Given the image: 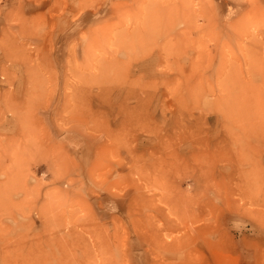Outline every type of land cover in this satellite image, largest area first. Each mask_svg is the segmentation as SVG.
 Returning <instances> with one entry per match:
<instances>
[{"label": "rangeland", "instance_id": "1", "mask_svg": "<svg viewBox=\"0 0 264 264\" xmlns=\"http://www.w3.org/2000/svg\"><path fill=\"white\" fill-rule=\"evenodd\" d=\"M0 184L40 264L91 230L106 264H264V0H0Z\"/></svg>", "mask_w": 264, "mask_h": 264}, {"label": "bare ground", "instance_id": "2", "mask_svg": "<svg viewBox=\"0 0 264 264\" xmlns=\"http://www.w3.org/2000/svg\"><path fill=\"white\" fill-rule=\"evenodd\" d=\"M166 15H167V13H166ZM167 18H169L170 21H173L171 16L169 17L167 15ZM152 28L153 27H151L150 30L149 31L147 30V31L151 32ZM195 33H196V31H195V28L193 27L189 31V35H192V34H195ZM188 40L191 42V45H194V43L189 38H188ZM194 47L195 46H193V49H195ZM129 54L132 55V53L130 51H129ZM129 60H130V62L136 61V60H138V57L136 55H133L132 57H130ZM169 62H171V64H169ZM185 63H186V61L181 59L178 56L177 57L174 56V57H170V58H168V57L166 58L165 57L161 67L163 69L164 68H166V69L172 68L173 70L177 71V77H174L173 79L177 78L176 81L178 80V82H181L182 81L181 80L182 72H184V70H185V66H184ZM109 64H110L109 67L112 70L113 66L111 65V63H109ZM191 66H193V65H191ZM191 66H189V69L193 68ZM115 70L116 69H114L112 72H114ZM178 72H181V76L179 75ZM190 76H187L185 78L183 77V83L181 82L183 84L182 87L184 89H186V90L190 89V87H191L190 84H194L192 82V80L190 79ZM1 167H2L3 170L8 172L5 175V177L12 178V180H13V178H15L14 176L19 178L21 176V174L23 175L22 170H21V172H19L18 176L16 175L15 172L13 174V172L10 171L9 166L6 165V164H2ZM109 177H111V175ZM104 190H105V187H104ZM21 200H24V198H22ZM20 202L21 201H20V199L18 197H14V198H11L9 200H5L4 198H2V196L0 194V210H3L5 208H7L8 206H11V205H13L15 203H20ZM4 224L7 225V226L10 225L7 222H4V223L2 222V225H4ZM162 231H163V229L160 231V233ZM6 238H8V236L0 238V264H40V260H38L39 259V257H38V249H37V247H35V244L26 246L24 243H20L17 246H10V244L8 242L6 244ZM87 238H88L89 242L86 245V247H84V249L79 253V260H82V262H84L85 264H91V263L94 262V258L96 257V258H99V264H106V262H105L106 259H103V255L107 254V253H105V250L107 249V247L105 246L106 241H105V238L103 237V235H101V234L98 235L94 230H91L89 232V235H88ZM106 238H107V240L110 239V237H107V236H106ZM154 241H157V240H154ZM107 244H108V246H110L109 243H107ZM157 244H159V243L157 242ZM32 246H34L35 248L32 247ZM75 247L76 248H74V251L76 252V254L74 255L75 256L74 259L77 260L78 257L76 255H77V252L79 250L77 249V246H75ZM27 251H29L28 252L29 253L28 254L29 257L30 258L33 257V258L29 259V260H23L22 257L24 256V253L27 252ZM111 264H114V262L111 263Z\"/></svg>", "mask_w": 264, "mask_h": 264}]
</instances>
